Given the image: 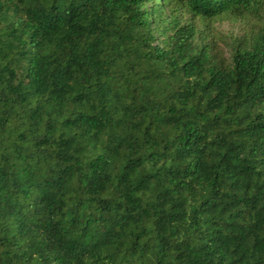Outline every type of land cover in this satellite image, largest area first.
I'll return each instance as SVG.
<instances>
[{
  "label": "trees",
  "instance_id": "16d2710c",
  "mask_svg": "<svg viewBox=\"0 0 264 264\" xmlns=\"http://www.w3.org/2000/svg\"><path fill=\"white\" fill-rule=\"evenodd\" d=\"M264 0H0V264H264Z\"/></svg>",
  "mask_w": 264,
  "mask_h": 264
},
{
  "label": "rangeland",
  "instance_id": "374dc122",
  "mask_svg": "<svg viewBox=\"0 0 264 264\" xmlns=\"http://www.w3.org/2000/svg\"><path fill=\"white\" fill-rule=\"evenodd\" d=\"M262 26H264V12L260 18L252 20L223 18L215 23L211 38L225 55V59H228L231 48L237 41H248Z\"/></svg>",
  "mask_w": 264,
  "mask_h": 264
}]
</instances>
